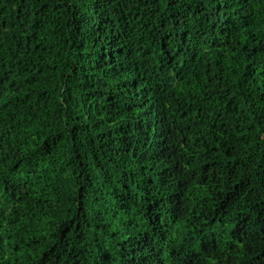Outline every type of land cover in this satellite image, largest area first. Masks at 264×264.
Segmentation results:
<instances>
[{
  "label": "trees",
  "instance_id": "16d2710c",
  "mask_svg": "<svg viewBox=\"0 0 264 264\" xmlns=\"http://www.w3.org/2000/svg\"><path fill=\"white\" fill-rule=\"evenodd\" d=\"M0 264H264V0H0Z\"/></svg>",
  "mask_w": 264,
  "mask_h": 264
}]
</instances>
